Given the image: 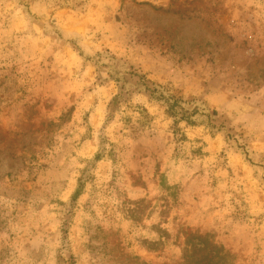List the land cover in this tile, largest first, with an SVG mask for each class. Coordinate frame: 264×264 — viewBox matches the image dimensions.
Segmentation results:
<instances>
[{"label":"rangeland","instance_id":"rangeland-1","mask_svg":"<svg viewBox=\"0 0 264 264\" xmlns=\"http://www.w3.org/2000/svg\"><path fill=\"white\" fill-rule=\"evenodd\" d=\"M189 235L264 264V0H0V264Z\"/></svg>","mask_w":264,"mask_h":264},{"label":"trees","instance_id":"trees-1","mask_svg":"<svg viewBox=\"0 0 264 264\" xmlns=\"http://www.w3.org/2000/svg\"><path fill=\"white\" fill-rule=\"evenodd\" d=\"M157 92L156 88H153L152 92ZM164 99V97H163ZM166 103V113L172 115V105L169 103L167 98L164 99ZM183 114H181L180 119H183ZM188 123H192L188 117L184 118ZM176 122V120H174ZM181 138V137H180ZM85 169L81 170V175L77 179V186L71 200H75L84 185L83 172ZM193 240L197 242L194 243ZM188 247L185 248L183 256V264H234L230 255L224 250L222 246L216 245L211 242L207 235H189L187 239Z\"/></svg>","mask_w":264,"mask_h":264}]
</instances>
